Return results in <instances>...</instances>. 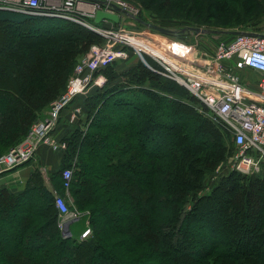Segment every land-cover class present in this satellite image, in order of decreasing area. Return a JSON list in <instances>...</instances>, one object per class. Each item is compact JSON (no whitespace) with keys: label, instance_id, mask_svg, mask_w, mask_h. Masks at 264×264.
Listing matches in <instances>:
<instances>
[{"label":"trees","instance_id":"1","mask_svg":"<svg viewBox=\"0 0 264 264\" xmlns=\"http://www.w3.org/2000/svg\"><path fill=\"white\" fill-rule=\"evenodd\" d=\"M136 1L153 17L184 20L187 26L170 30L174 36L191 33L189 27L250 33L246 27L264 16V0ZM0 23L29 29L14 30L18 46L0 60L15 74L8 88L0 78L1 155L25 139L65 90L75 61L102 37L68 19L11 10H0ZM126 74L129 85L115 92L96 86L77 97V121L62 114L66 124L53 131L65 148L47 179L65 194L61 171L72 168L67 204L85 212L91 236L79 240L70 228L62 234L54 194L35 169L19 191L0 186V264H264V161L256 176L232 172L199 196L207 176L234 151L231 134L187 103L204 110L182 84L141 63ZM142 81L148 87H139ZM255 193L260 201L253 209Z\"/></svg>","mask_w":264,"mask_h":264},{"label":"built area","instance_id":"2","mask_svg":"<svg viewBox=\"0 0 264 264\" xmlns=\"http://www.w3.org/2000/svg\"><path fill=\"white\" fill-rule=\"evenodd\" d=\"M103 1L104 4L98 0H0V10L68 19L86 25L90 20L94 21L98 10L113 12L112 2L132 16L138 15L137 6L120 0ZM122 14H119V19ZM91 26L106 38L105 43L89 47L69 77L63 94L50 103L46 114L34 122L21 143L0 155V175L32 159L40 144H46L53 150L64 149L65 143L53 136L61 113L73 99L87 93L95 71L117 59L126 58L129 49L138 53L148 68L186 87L202 103L206 116L231 134L235 145L233 168L236 171L252 173L260 168L264 161V34L240 33L223 40L209 61L198 66L185 57L163 50L143 34L129 36L123 31L124 27L100 31L98 27ZM144 55L155 61L158 69L151 66ZM242 69L260 74L257 90L251 91L241 84L237 71ZM80 111L79 106H74L70 121H74ZM72 175V168L61 171L62 186L68 197ZM53 194L55 207L60 213L58 222L61 229L83 216L77 209L68 207L70 197L65 198L55 191ZM89 232L86 229L80 233V239H85Z\"/></svg>","mask_w":264,"mask_h":264},{"label":"rangeland","instance_id":"3","mask_svg":"<svg viewBox=\"0 0 264 264\" xmlns=\"http://www.w3.org/2000/svg\"><path fill=\"white\" fill-rule=\"evenodd\" d=\"M120 1H123L126 4H129V5L133 6V7L137 6L139 8L138 14L139 13H141V14L143 13L142 17L147 19V21H149V22L151 21L152 23L155 22L154 24H156V25H158V26H160V27H162L164 29L167 28L169 30H177L178 28L185 27V26L188 25L184 20H181V19H179V20H168V19L162 20V19H159V18H156V17H153V16L149 15L143 9H142L143 11L141 12V5L136 0H120ZM136 17L139 18L140 16H136ZM120 19H121V21L118 24H116V23H114V22H112L110 20L101 21V22L95 24L94 23L95 21H92V20L89 19L90 23L88 22L89 24H86L84 26L87 27L88 29H90L91 31H94L92 26H91V24L96 26V27H98L100 31L108 30V29H110V27H112V28L124 27L123 31L128 32L129 36L135 35L136 33L143 34L147 38L152 40L153 43H155L156 45L160 46L163 50H165V51L167 50L169 52H173L174 54H176L179 57H185L187 60H190L194 64L196 63L198 66H202L203 64L208 62L209 58L214 53L218 43H220L223 40H227L228 39V37H226L225 35H223V36H220V35H217V34L216 35L215 34H213V35H210V34H208V35L207 34L197 35L195 32H191V33H188L187 35H180V36L179 35H175L174 36V35H171V34H162L161 32H158V31H156V30H154L152 28L150 29L146 25H140L137 20L135 21L134 19H131L128 15H126L124 13L122 14ZM107 21L109 22L108 23L109 25L105 26L104 22H107ZM15 29H17L21 33L29 32V29H28V27L26 25H20V27L17 28V27H13V26H8V24L0 23V60H4L3 59L4 58L3 55L6 53V51L12 49L11 45L18 46L19 37L17 36V34L20 33V32L14 31ZM246 29L250 33L264 34V16H262L260 18L259 23L248 25L246 27ZM94 32L96 34L100 35L98 32H96V31H94ZM100 36L102 37V40L100 42H102L103 40H104V42L103 43L94 42L91 45L104 44L105 41H106V38L103 37L102 35H100ZM2 40H3V42L1 43ZM87 53H88V51L85 52L84 54H82L75 61L74 67H73L71 73L68 76L67 84H68V81L70 79L69 77L73 74V72L75 70V67L80 62V59H82V57L85 56ZM144 58L152 66V64L149 61L150 58L147 55H144ZM139 62L141 64H143L151 72L153 71V70H151L150 68H148L146 66L145 62L141 59V57L138 55V53L134 52L133 49H129L128 56L126 58L117 59L112 64H110V65H113V66L110 67L111 69H109V71H106L105 73H103L102 69H105V68H102V69H100L98 71V73L95 74L94 81L89 86L90 89L88 88L89 90H87V93H85V94L88 95L89 91H91V88L92 87L95 88L96 86H100L102 90H107V91H110V89L113 88L114 89L113 91L115 92L116 90H118V88H123L125 85H129L128 84V77H127L126 73L130 72L132 70L134 71L135 69L138 70L140 68V63ZM13 71H14V67H12V68L0 67V78H1V81H4V83H6V84L2 85L3 87H7L8 88L9 86H12V84L14 83L13 80H12L14 75H15ZM110 74H116L113 80H108V76ZM67 84H66V88H67ZM138 85H139V87H142V88L148 87V81H142L141 84H138ZM111 86H113V87H111ZM66 88H65V90H66ZM63 92H62V94H63ZM85 94H83V95H85ZM76 101H77V98L73 99L72 102L69 105H67V109L64 110L61 113V115L63 114L62 116H66V114H68V116H70L69 113H71V110L74 108V106L76 104ZM82 102L84 103V101H82ZM187 103L190 106H192V108L195 111L198 110V112H200L201 114L204 113V110H202L200 108L198 102L187 101ZM49 105L50 104H48L45 107V109L41 111V113H40L41 117H43L46 114L47 110L49 109L48 108ZM86 110L87 109L85 108L84 113L80 115L81 116L80 118H84L85 117ZM3 115H4V112H3ZM204 116H205V113H204ZM59 118H58V121H57L58 123H57L56 127L59 125V122H61L60 123L61 127L64 124H66L65 120H62V118H60V119ZM74 121L76 122L77 120L75 119ZM34 122H32V124L30 126V129H31L32 125L34 124ZM30 129L28 130V132L30 131ZM101 145L104 146V145H106V143H103ZM227 145L230 146L231 144H227ZM85 147H93V146H91V143L86 142V146ZM94 148H97V146H95ZM84 149H86V148H84ZM86 151H89V150L86 149ZM234 152H235V145H234V151L232 153H227L225 155V157L223 158V160L213 170V172L210 173V175L207 176L205 184L203 185L202 189H200L198 191V195L199 196L203 195V194H209L211 192V190L213 189L214 185H216L221 180L222 177L228 176V174H230L232 172L239 173L241 175L245 174V175H248V176H251V175L252 176H256L257 174H259V170H260L262 164L260 165V168L256 170V172L244 173V172L236 171L233 168L234 161H235ZM5 153H3V154H5ZM6 174L7 173H4L2 175H6ZM61 195H63L65 198H69L70 197V196L69 197L67 196V193L66 194H61ZM259 201L260 200H259L258 193H255L249 199L250 207H253V209L257 208V204L259 203ZM7 213H8L9 217L14 215L15 214V208L14 209L13 208L10 209ZM81 213H82L83 216L79 220L74 221L72 223V228H71V230H72L71 231L72 232L71 235L74 236L75 238H78L79 240H83V239H80L79 234L83 233L86 229L90 230V232H89L87 237L91 236V233H92L89 221H87V220H86V222L83 221V217H85L84 216L85 212H81ZM87 214H88V211H87ZM119 215H125V212L121 211V213H119ZM118 216H117V218H118ZM100 218H99V220H100ZM248 219L251 220L250 217ZM245 220H247V219H245ZM96 221H98V219H96ZM244 229H245V227H244ZM244 229H243V233L246 232V230H244ZM243 236L244 237H243L242 240L246 241L247 240L246 233H244ZM244 249L248 250L247 247H245Z\"/></svg>","mask_w":264,"mask_h":264},{"label":"crops","instance_id":"4","mask_svg":"<svg viewBox=\"0 0 264 264\" xmlns=\"http://www.w3.org/2000/svg\"><path fill=\"white\" fill-rule=\"evenodd\" d=\"M108 23V21L104 22V25L108 26ZM237 73L240 76V82L243 86L251 91L258 89L257 85L260 79V74L257 71L242 69L238 70ZM66 116H68V114H66ZM54 136L57 140H59L55 132ZM62 150L63 149L53 150L46 144H40V146L36 150V155L32 159L22 165L13 168L11 171L6 172V175H0V186H4L11 191H19L25 185L30 174L35 169H38L41 171L44 179L46 180L48 188L52 192L55 191L52 182H49L47 178L48 175H51L53 172H55L56 169L61 166L63 160ZM69 228L71 229L72 225H70Z\"/></svg>","mask_w":264,"mask_h":264},{"label":"water","instance_id":"5","mask_svg":"<svg viewBox=\"0 0 264 264\" xmlns=\"http://www.w3.org/2000/svg\"><path fill=\"white\" fill-rule=\"evenodd\" d=\"M100 3L104 4L105 2L103 0H98ZM110 5L112 6V10L113 12H105V11H102V10H98L96 11L95 15H94V18L93 20L96 22V23H99L101 21H105V20H110L116 24H118L120 22V19H119V14L121 13H124L126 15H128L131 19H134L135 21H141L140 18L138 17H134L132 16L131 14H129L125 9L123 8H120L118 5H115L114 3L110 2ZM143 22V21H141ZM144 25L148 26L150 29H154L158 32H161L162 34H172L173 32L170 31L169 29L167 28H162L152 22H143ZM184 30V29H182ZM189 32H195L197 35H203V34H208V33H213V34H223V33H229V34H232V35H237V34H240V33H247V32H243V31H219V30H212V29H204V28H199V27H194V28H191L189 27L187 29ZM250 34V33H249ZM72 223H69L65 226L64 229H62V234L64 236H69L70 235V230H69V226L71 225Z\"/></svg>","mask_w":264,"mask_h":264}]
</instances>
